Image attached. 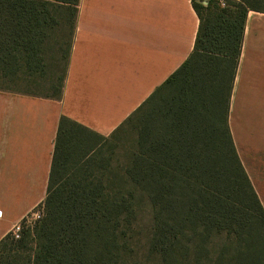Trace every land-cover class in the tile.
Returning <instances> with one entry per match:
<instances>
[{"label": "trees", "instance_id": "16d2710c", "mask_svg": "<svg viewBox=\"0 0 264 264\" xmlns=\"http://www.w3.org/2000/svg\"><path fill=\"white\" fill-rule=\"evenodd\" d=\"M207 1L193 0L190 58L110 137L60 120L44 216L0 242V264H224L231 249L229 264H264V230L246 239L264 207L229 127L247 16L264 0ZM79 3L0 0V78L36 83L64 47L42 95L61 100Z\"/></svg>", "mask_w": 264, "mask_h": 264}, {"label": "crops", "instance_id": "0c3cea01", "mask_svg": "<svg viewBox=\"0 0 264 264\" xmlns=\"http://www.w3.org/2000/svg\"><path fill=\"white\" fill-rule=\"evenodd\" d=\"M78 9L62 99L0 89V242L46 200L63 117L110 137L195 50L193 0H80ZM229 127L264 206V13L247 16Z\"/></svg>", "mask_w": 264, "mask_h": 264}, {"label": "rangeland", "instance_id": "374dc122", "mask_svg": "<svg viewBox=\"0 0 264 264\" xmlns=\"http://www.w3.org/2000/svg\"><path fill=\"white\" fill-rule=\"evenodd\" d=\"M229 0H215V2H217L222 8L224 7V5H227V2ZM195 3L198 6H201L204 4V6H206V4L208 3L207 0H195ZM57 33H59L60 35L65 34L68 35L69 34V29L66 28L63 31H57ZM66 50V48L63 47V52H46L44 59H45V68H46V75L44 77L38 78V80L36 81V83L31 84V82H27V81H14L11 78H7V79H1L0 78V88H8L11 89L13 91H17V92H22V93H34V94H40V95H52L54 90L49 88V85H46L45 83L47 82L48 78L50 76H55V83L58 84V79L60 77L63 76L64 70H65V64L63 61V54L64 51ZM40 76H43V74H41ZM262 107V106H260ZM263 205V204H262ZM264 207V206H263ZM43 208L39 207L37 210H35L33 212V214H31V216H29L26 220L25 223H20L18 226L20 228V233L23 229V227L25 226H31L33 225L36 221V218L34 217V214H36L37 212L41 211ZM144 221L146 222L148 221V215L144 214ZM17 228H15V230H13L11 232V236L14 238L16 237V230ZM262 230H264V212L261 213L257 219H255L249 229V232L246 236V239L252 238L255 235H257L258 233H260ZM18 232V233H19ZM235 254V249H231L229 252V255L226 259V261L224 262V264H229L232 259L233 256Z\"/></svg>", "mask_w": 264, "mask_h": 264}, {"label": "built area", "instance_id": "2783aa9c", "mask_svg": "<svg viewBox=\"0 0 264 264\" xmlns=\"http://www.w3.org/2000/svg\"><path fill=\"white\" fill-rule=\"evenodd\" d=\"M43 216H44V211H43V209L41 210V211H39V212H37L36 214H34V217L36 218V220L35 221H39L40 219H42L43 218ZM15 228H17L16 230V237L17 238H19V236H20V228H19V226H16ZM15 230V229H14ZM19 232V233H18Z\"/></svg>", "mask_w": 264, "mask_h": 264}]
</instances>
